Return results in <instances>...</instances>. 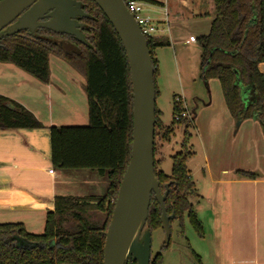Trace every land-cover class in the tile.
Returning a JSON list of instances; mask_svg holds the SVG:
<instances>
[{"label": "trees", "instance_id": "16d2710c", "mask_svg": "<svg viewBox=\"0 0 264 264\" xmlns=\"http://www.w3.org/2000/svg\"><path fill=\"white\" fill-rule=\"evenodd\" d=\"M77 1L88 15L79 19L83 23L80 30L85 43L44 28L33 32L22 30L0 38V62L11 63L47 84L50 81L49 55L53 54L85 79L88 123L47 127L50 161L55 170L96 171L106 178V189L102 195H55L53 210L46 212L41 233L27 231L21 222L0 223V264H103L105 231L130 159L132 92L128 61L115 29L93 0ZM212 1L214 17L210 30L197 38L200 77L204 82L216 78L233 119L236 122L254 119L264 134V74L258 68L259 63L264 62V0ZM146 39L157 97L154 50L168 42L153 36ZM173 101L177 115L184 108L175 97ZM159 115L155 107L153 169L162 193L168 184L165 211L167 215H175L174 220H178L181 228L186 215L193 229L202 236V224L190 201L197 190L187 168V161L193 155L189 139L196 108L185 117L175 119L174 115L170 125H164ZM176 125L183 127V140L181 151L171 157V172L167 175L161 169L162 159H155V139L159 134L164 142L169 141ZM43 128V123L29 109L0 94V131ZM240 173L247 178L256 177L254 172ZM159 228H162L161 207L151 193L145 229L152 232ZM169 243L170 238L161 249L168 248ZM161 262L160 251L151 257L149 264ZM131 264L136 261L132 260Z\"/></svg>", "mask_w": 264, "mask_h": 264}, {"label": "crops", "instance_id": "0c3cea01", "mask_svg": "<svg viewBox=\"0 0 264 264\" xmlns=\"http://www.w3.org/2000/svg\"><path fill=\"white\" fill-rule=\"evenodd\" d=\"M156 1L160 3H142L144 13L153 20L156 27L152 36L157 40L168 42V45L159 46L154 50L159 77L163 72L166 73L170 60L177 68L180 58L176 43L181 40L188 45L194 44L195 40H191V36L197 40L198 37L209 32L214 10L212 0ZM198 51L200 64V46ZM50 59L49 55V63ZM258 68L264 74V62L259 63ZM17 69L20 68L11 63L0 62V93L29 109L44 126L49 127L52 124L51 111L56 112L57 108H64L61 102L67 95L61 84H66L68 89L73 91L72 99L70 98L71 106L65 107V111L71 110L76 115L84 111V105L87 104L85 80L83 83L79 81L80 91L76 88L70 89L69 86L73 84L68 83L67 79H63L62 83L58 78L55 80L51 69L50 81L47 84L30 75L29 77L34 79L31 80ZM182 80V75L179 73L178 87H170L173 94L178 90L184 92ZM212 81H209V85L216 89V84L215 82L212 84ZM22 94L28 96L29 100L21 99L19 96ZM208 95V102L197 96L193 97L192 109L196 108L195 118L204 110L199 108L201 105L205 107L213 103L209 90ZM46 110L50 116L46 119L48 123L41 118ZM186 111L189 114L191 109ZM209 117L211 121L203 130L200 127L196 130L195 127L193 128L191 140L195 141L191 144L194 151L187 161V168L192 180L194 174L199 176L193 180L199 195L194 202L199 204L200 200L207 199L205 208L210 214V223H212L216 264H264L262 127L254 119H245L246 121L243 120L245 123L243 121L237 123L230 115L222 95L217 100V108ZM18 131H0V223L21 222L27 231L39 233L44 229L46 212L53 210L55 195H71L66 194L70 189L80 192L73 196L101 195L99 193L101 190L105 192L107 183L100 184L94 175L88 176L89 180L84 174L74 176L70 174V170L53 169L50 161L49 137L41 146L33 145V142L16 137ZM220 131L224 133L225 140L231 142V154L226 165L222 163L218 153L221 142ZM245 137L248 139L249 147L252 145V140L254 141L256 153L263 161V165L259 164L255 169L261 172L260 175L256 174L255 178H247L240 173L254 170L244 158ZM195 157H198V164L191 169L188 162ZM101 177L104 180L105 177ZM77 178L82 180L79 185L78 183L75 185ZM199 209H196V213ZM197 216L199 218V214Z\"/></svg>", "mask_w": 264, "mask_h": 264}, {"label": "water", "instance_id": "95a60500", "mask_svg": "<svg viewBox=\"0 0 264 264\" xmlns=\"http://www.w3.org/2000/svg\"><path fill=\"white\" fill-rule=\"evenodd\" d=\"M115 29L125 52L132 92V142L130 159L120 181L103 245V264H149L151 232L145 229L151 193L161 207V223L167 240L171 235L162 193L154 175V127L156 95L153 66L147 46L124 0H93ZM77 0H0V38L22 30L44 28L68 34L85 43L83 23L87 17ZM5 31L3 32V30ZM239 123V122H237ZM53 245V242L50 243Z\"/></svg>", "mask_w": 264, "mask_h": 264}, {"label": "rangeland", "instance_id": "374dc122", "mask_svg": "<svg viewBox=\"0 0 264 264\" xmlns=\"http://www.w3.org/2000/svg\"><path fill=\"white\" fill-rule=\"evenodd\" d=\"M194 40H195V43L190 44V45L185 44V42L181 40L180 41L177 40L179 41L178 43H176L177 53L180 58L177 68H176V65L173 63V61L170 60L169 66L166 69V73L163 72L161 76L159 77L158 75L156 76L155 83H156L157 90L159 89L158 95L156 97V108L160 113L159 115L160 121L164 125H170L175 115L173 111L174 97H180V103L182 105L181 107H183L184 109L190 110L192 109V105H193L192 99L194 96L199 97L205 102L209 101V95H208V90H209L212 96V99H213V103L205 107L201 105L199 108L200 109L204 108V110L201 111L200 116L199 117L196 116L194 120L195 130L198 127H200L203 130V128L206 125H208L209 122L211 121L209 117L210 113L213 114V111L217 108V100L219 96L221 95L223 96V94H222L221 87H219V83L216 78H209L205 82L201 79L200 70H199V57H198L199 46H198V42L196 38H194ZM50 58L51 59H50L49 67L53 73V78L55 80L58 78L61 83L63 79H67L69 80L68 83L73 84L69 86L70 89L76 88L81 91L79 81L80 83H83L85 79L63 59L57 57L56 55H50ZM17 70H19L22 74H24L23 76H26L27 78H31V80H34L32 79V77H29L30 75H27V73H25L24 71L20 69H17ZM179 73L180 75H182V78H183L182 82L184 85L183 86L184 92H181L180 90H178V91H175L173 94L171 92L172 88L170 87H173V88L178 87ZM210 80H213L212 84H214L215 82L216 89L213 88V86L211 87L209 85ZM169 82L172 84H170ZM61 86L63 87L64 92L66 93L65 95H67L64 101L61 102L62 103L61 105L64 108L63 109L57 108L56 112L51 111L52 120L50 121L52 122V124L50 125H57V126L87 125L88 123L87 104L85 103L84 105L85 109L83 112L78 111L79 115H76L75 113L73 114V112L70 109H69L70 111H65L66 108H69L71 106L70 98L72 99L71 95L73 91L69 90L66 84H61ZM19 97H21V99L23 100L24 99L27 101L29 100L27 99L29 97L23 94L20 95ZM66 99L68 100V102H66ZM53 104H51L52 108H53ZM66 104H68L69 106H67ZM41 118L45 121V123H48L47 122L48 120L46 119L50 118V116L48 115L47 110L45 112V115L41 116ZM245 121H243V123H245ZM190 132H191V137H192L193 128H190ZM220 134H221V142L218 147V153H219V157L222 163L226 165L229 162V156L231 154L230 153L231 152V142L230 140H227V141L225 140L224 138L225 135L223 132L220 131ZM230 135L232 136V132ZM17 136L23 139V141L27 140L29 142H33V145L41 146L43 142L45 143V141L48 139V129H47V126H45V128L43 129H38V130L20 129L16 137ZM191 137L189 139V144H190V148L192 149V151H194L191 142L194 143L195 140L192 141ZM155 140H156L155 159L156 160L162 159L163 162L161 165V169L163 170L165 174L169 175L171 172V166H172L171 157L175 153L181 151V142L183 140V127L176 125L173 135L170 136V140L167 142H164L159 134L157 135ZM244 140H245L244 141L245 143L244 158L246 159V162L254 168V170H252L251 172H254L257 175H260L261 172L255 171V169H257L256 167L259 164L263 165L262 158H260L261 156H258L256 153V149L254 147V141L252 140V145L251 147H249L247 137H245ZM238 155L240 157L241 152ZM188 163L190 164L189 165L190 168L194 169L196 165L198 164V157L191 159V161H189ZM70 174L74 176H80L84 174L87 177L88 176L93 177L94 175L96 176L100 184L101 182H103L104 184L107 183L106 178H104V180L101 179L102 177L96 171H93L90 169H73V170H70ZM198 177L199 176L196 174L193 175L194 179ZM88 179L90 180V177H88ZM81 181H82L81 179L77 178V180H75L76 182L75 185H77V183L78 185L81 184ZM101 187L103 189V186ZM200 189L204 193L202 188ZM196 192L197 194L193 195L190 198V201L193 202L195 210L197 208H200L197 214H199V220L201 221L203 225V235L200 236L193 229L186 215L183 218L182 228L179 226L178 220H174V219L171 220L170 243H169V247L166 249H163V250L161 249L162 245L167 240L165 231L162 228L152 231L151 232V257L161 251V254H162L161 264H216V260L214 257L215 244H214V239L212 236V228H211L212 223H210V218H209L210 214L209 212L206 211V208H205L207 204V199L200 200L198 202L199 204L195 203L194 201L197 200L199 196L198 190ZM77 193H80V192L76 189H70L66 191V194H71L72 196L76 195ZM99 193L102 195L104 191L101 190ZM203 237L205 238L203 239ZM192 252L198 256L200 261H197V259L194 257Z\"/></svg>", "mask_w": 264, "mask_h": 264}, {"label": "built area", "instance_id": "2783aa9c", "mask_svg": "<svg viewBox=\"0 0 264 264\" xmlns=\"http://www.w3.org/2000/svg\"><path fill=\"white\" fill-rule=\"evenodd\" d=\"M124 2L126 8L133 15L145 38L147 36H152V34L156 31V27L153 20L144 13L143 3L139 0H125ZM190 39L194 40V37L191 36ZM175 100L180 102V97H175ZM185 116H188V113L186 109H182L179 114L175 115V119Z\"/></svg>", "mask_w": 264, "mask_h": 264}, {"label": "flooded vegetation", "instance_id": "af4514ba", "mask_svg": "<svg viewBox=\"0 0 264 264\" xmlns=\"http://www.w3.org/2000/svg\"><path fill=\"white\" fill-rule=\"evenodd\" d=\"M79 20V19H78Z\"/></svg>", "mask_w": 264, "mask_h": 264}]
</instances>
